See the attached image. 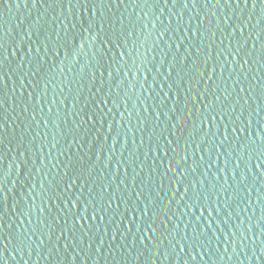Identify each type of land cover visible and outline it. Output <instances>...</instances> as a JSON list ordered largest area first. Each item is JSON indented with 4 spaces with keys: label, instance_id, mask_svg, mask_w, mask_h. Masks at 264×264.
Masks as SVG:
<instances>
[{
    "label": "water",
    "instance_id": "obj_1",
    "mask_svg": "<svg viewBox=\"0 0 264 264\" xmlns=\"http://www.w3.org/2000/svg\"><path fill=\"white\" fill-rule=\"evenodd\" d=\"M118 2L119 7L117 0H0V219L4 221L5 238H11L9 249L16 253L13 259L9 251L5 264H184L185 259L190 260L189 249L185 246L181 253L176 243H185L184 235L190 241L193 235L204 241L199 252L193 248L195 264H264L262 238L252 243L260 208L264 207V200L257 203V190L264 195V177L255 169V157L252 173L239 184L243 196L227 209L223 204L227 193L237 190L229 171L235 165L236 153L228 158L225 173L219 169L224 167L226 156L213 166L218 183L209 172L205 187L216 183L209 195L219 197V228L215 220L208 228L203 218L197 224L194 217L182 215L187 212L183 202L179 207L176 201L168 205L164 216L167 231L158 219L171 199V182L164 191L161 179L165 145L172 148L177 141L183 154L190 130L191 148L200 142L202 133L193 128L192 121L183 123L191 107L184 104L188 97L183 96V88L192 90L191 83L200 70L205 72L197 85L202 90L206 82L212 85L207 81L209 68L223 63V75L217 67L213 77L219 85L216 94L225 105H234L233 118L241 110L245 120L249 112L253 113V136L259 127L256 121L264 123V99L260 98L264 68L257 64L251 65V71L249 66L242 70L230 63L233 57L227 51L219 61L215 59L216 45L225 50L235 48L241 39L239 30L235 37L230 35L237 23L243 26L248 21L245 37L249 30H258L254 27L257 20L264 27L261 7L258 4L253 10L251 0L247 7L243 0L239 7L236 0H220L219 5L211 0L210 6L205 0ZM99 3L111 6L98 8ZM197 29L201 37L198 46ZM212 32L216 33L214 38ZM213 39L215 44L209 49ZM246 48L253 51V59L260 54L254 35ZM209 51L213 60L205 66ZM254 75L257 80L252 79ZM250 86L255 89L251 95ZM236 99L239 104H234ZM257 105L259 116L255 114ZM178 129H183V137H179ZM247 135L248 131L244 133ZM209 139L205 138L201 148ZM240 151L246 158L251 148ZM173 155L169 153V157ZM200 155L204 153L190 156L183 164L188 173L181 180L204 178L207 163L195 173L191 170L193 159L199 164ZM216 155L213 145L211 157ZM241 171H247L244 160L240 161L237 181ZM225 175L227 193L221 194ZM77 176L80 179L73 184ZM253 185L249 197L247 189ZM160 191L161 195L164 191L163 196ZM78 199L77 212L71 205ZM146 204L151 208V219L144 216L141 224ZM85 209L83 225L74 224V217L84 216ZM192 211L199 215L198 210ZM213 230L219 240L212 235ZM145 239L151 248L142 243ZM165 252L169 254L167 260Z\"/></svg>",
    "mask_w": 264,
    "mask_h": 264
},
{
    "label": "snow or ice",
    "instance_id": "obj_2",
    "mask_svg": "<svg viewBox=\"0 0 264 264\" xmlns=\"http://www.w3.org/2000/svg\"><path fill=\"white\" fill-rule=\"evenodd\" d=\"M87 2V0H85ZM229 0H225V3H228ZM205 3L210 6L211 0H205ZM216 3L219 5L220 0H216ZM237 7L240 5V0H236ZM243 4L245 7L248 6L249 0H243ZM261 7V13L262 16H264V0H251V7L254 10L257 6ZM80 6V5H77ZM99 7H106L111 6L110 4H104L99 3L96 5ZM230 6V5H229ZM116 7H119V2L117 0ZM185 7H187V4H185ZM251 17H249V20ZM260 20H257L256 27L258 30L254 33L249 30L248 36H244V28L248 27V21L243 22V26L239 23L235 25V27L232 29L230 35L235 37L236 31L239 30L241 34V39H238L236 41V47L235 48H227L226 50L223 48H220L219 45H216L217 47V53L215 59L219 61L220 55L223 54L225 51H227L228 54H230L233 57V60L230 62L231 64H238L240 69H244L245 66H249L248 70L251 71V65H260V68H264V41L261 40V37L264 36V27H260ZM255 36V39L257 42H259V48H260V54L253 59V51L248 50L246 48V45L248 44V40L252 38V36ZM211 36L214 38L216 36L215 32L211 33ZM201 37L199 35V29H197V33L195 34V40L197 42V46L199 45ZM105 43H109V41H105ZM215 44V40H212V43L208 45L209 49ZM220 44H223V40L220 41ZM110 46V43H109ZM119 47V45H117ZM253 49H255L256 45L253 44ZM203 51V50H201ZM240 59H237V58ZM213 60V56L211 54V51H209L208 55L204 58V65L207 66L209 61ZM242 60V63H241ZM251 61V64H250ZM217 67H219L221 76L224 72V65L223 63H220L219 65L213 64L208 72H207V81H212V85H209L207 82L205 83L203 89H198L197 85L200 84L201 80L205 77V72L203 70H200L198 72V75L195 78V81L191 83V89L190 90L187 87V90H185V87L183 88V96L188 97V100L184 101V104H189L191 107H188L187 115L183 120V123L185 125L188 124L189 121H192L193 128L200 131L202 134L200 136V142L196 143L195 149L191 148V137L193 135L192 131L190 130L188 132L189 140H185L183 147L184 152L181 154V145L177 143L174 147L168 148V145H165V148L167 151H165L164 155L166 159L162 163L163 167V179L164 182V191H167L169 189V182H171V199L168 201V204L165 205V212L163 215H160L158 217L159 221L164 224L165 231L168 230L167 228V221L164 220V216L167 215V207L172 203V201L177 202V206H180V202H183V207L187 209L186 213H181L182 215H189L190 217H194L196 223L198 224L201 221V218H203L207 222V227L212 228V221H216V226L219 228L220 221L218 217L221 214V208L219 207L217 201L219 197H216V199H212L209 195V192H214L216 189V183L219 182V178L217 177V174L215 172H212L213 166L217 165L218 161L220 160L221 156H226L227 158L224 159V167H221L219 169L220 173H225L226 169H228L229 159L233 157V152L236 153L235 156V165L232 169L229 171L231 172V178L234 184L237 185V190L233 191L231 193H227V188L225 187L228 185V176H224V184L220 185V192L221 194L226 195V199L223 201V204L225 206V209L235 200H237L239 197L243 196V192L239 189V184H243L247 178V174L252 173V166L251 162L253 158L255 157V169L259 173L260 177H264V123H262L260 120H257L256 123L259 126L257 130L255 131V135L253 136V133L251 131L253 126V120H252V112L248 113L247 119H242L244 116L243 110L239 114H236L233 118V113H235V107L233 104H227L225 105L224 102L221 100V95L216 94L217 88L219 85L215 83V80L213 77L216 75ZM260 68H257V73L259 74ZM234 70V69H233ZM171 72L172 70L169 69ZM245 79H247V76H245ZM253 80H257V76L252 77ZM239 79L236 80V83H239ZM6 83V81H5ZM227 90H225L226 92ZM245 89L241 87L240 92L243 93ZM255 91V89H252L250 86L249 95L252 94V92ZM150 95V94H149ZM171 98V97H169ZM179 93H178V99H179ZM260 98L264 99V86L260 89ZM224 100H228V95H224ZM253 101L255 102V97H253ZM240 100L236 99L234 101V104H239ZM244 104H248V100H244ZM195 106V111L193 112V107ZM260 106L257 105V108L255 109L256 116L260 115ZM6 130V129H5ZM222 130V131H221ZM179 133V137H183L184 131L183 129L177 130ZM248 131V135L244 136V133ZM220 135H222V139H220ZM211 137V139L208 140V145L201 148V145L204 144L205 138ZM241 137H244L243 140H241ZM216 140H218V143H216ZM215 146L216 148V158L213 159L211 157V151L212 146ZM237 145L239 147H237ZM255 145V147H252ZM224 148V152H221L220 149ZM251 148V151L247 153V157L245 158V155L243 152L240 151V149H247ZM191 149V150H190ZM203 152L204 155L199 156V164L198 162L193 159L191 170L193 173L197 171V167L203 166L204 163H207V168L203 172V179L200 180H181L180 177L187 176L188 168L183 167V164H187L189 157H195L198 153ZM169 153H174L173 156L169 157ZM159 155V153H157ZM205 155H208L209 161L205 162ZM169 159H171V164H169ZM244 160L246 172L241 171L239 180L237 181V170L240 168V161ZM180 168V172H177V168ZM127 171V169H125ZM209 172H211L212 177L216 180V183L209 182L208 187H205V181L209 179ZM175 175V179L173 176ZM80 179L79 176H77L76 181H73V184H76V182ZM256 176L253 174V180L255 181ZM165 182H167L165 184ZM182 186V190H181ZM252 187L250 186L247 189L248 196H251L252 193ZM261 187H264V184L261 185ZM67 191V189H65ZM164 191L163 195H164ZM258 192V200L257 203L259 204L260 201L264 200V195H261ZM177 193H179V197L177 199ZM160 196L161 191L159 192ZM80 201L79 199L71 205L72 208H75L77 212L79 211ZM249 207H251V202L249 201ZM192 209L198 210L199 215H196L195 212L192 211ZM71 210V208L69 209ZM246 210V209H245ZM102 211L101 209L97 210V212ZM157 212H159V208L156 209ZM205 211H207V216H205ZM213 211L216 212V216H213ZM151 212V208L146 204L144 212L141 215V224H143L144 216H148V219H151V216L149 213ZM260 218L256 222V229L257 232L255 233L252 243L256 242L257 238H262L260 240L261 242V253L264 254V224H261L260 221H264V207L260 208ZM227 215L231 217L232 213L229 211L227 212ZM253 215H255V211H253ZM87 217L86 209H85V215L81 216L79 219H76L74 217L73 223L74 224H80L83 225L85 218ZM133 219H135V214L133 213ZM169 220H171V217H168ZM252 217H249V221H251ZM227 220H224V223L227 224ZM132 225L129 224L128 228L131 229ZM159 227V225L157 226ZM178 228V225L176 226ZM187 227V225H185ZM175 229H173V232ZM193 233H196V229H192ZM221 232H223V229H220ZM249 233H252V227L249 226L248 229ZM6 229L4 228V221L3 219H0V256L3 257V259H0V264H5L7 261V253L9 251L12 252V258H16V253L14 248L9 249V239L5 238ZM204 234V231H201V235ZM63 235V233H61ZM151 230L148 232V236H151ZM212 235L216 236L215 230L212 231ZM235 235V234H233ZM243 235V233H241ZM185 243H181L180 240H177L176 243L179 245L180 252L183 253L185 251V246L189 249L188 255L190 257L189 259L184 260V264H195L196 262V255L193 254V248H195L196 252H199L200 247L204 244V241L200 240V236L193 235L191 238V241H199L198 244H194L189 240V237L187 235H184L182 237ZM216 239L219 240V236H216ZM225 239H227V236H225ZM142 243L147 244V239L145 241H142ZM210 243V240H209ZM151 244H147V247L151 248ZM253 255L255 256V252H253ZM165 259L167 260L169 258V254L165 252L164 254ZM201 259H203V256H201ZM259 259V257H257ZM153 264L155 262L153 261Z\"/></svg>",
    "mask_w": 264,
    "mask_h": 264
}]
</instances>
